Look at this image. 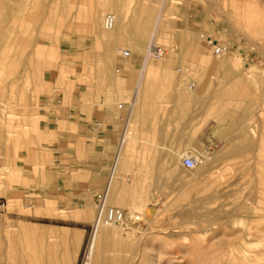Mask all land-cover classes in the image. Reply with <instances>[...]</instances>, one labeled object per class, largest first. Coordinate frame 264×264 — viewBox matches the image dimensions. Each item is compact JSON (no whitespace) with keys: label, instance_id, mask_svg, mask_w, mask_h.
I'll return each instance as SVG.
<instances>
[{"label":"rangeland","instance_id":"374dc122","mask_svg":"<svg viewBox=\"0 0 264 264\" xmlns=\"http://www.w3.org/2000/svg\"><path fill=\"white\" fill-rule=\"evenodd\" d=\"M162 3L0 0V89L6 79L18 92L0 96V264H60L66 250V264H84L94 190L85 200L73 198L85 163L65 155L56 168L49 146L60 140L51 117H58L57 130L70 134L63 141L76 142L64 143V152L84 159L78 129L84 72L89 79L91 68H101L89 64L90 55L111 39L97 34L116 30H105L102 17L128 13V26L117 36L123 43L112 54L120 48L144 55ZM160 31L156 44L166 53L149 62L156 78L145 81L157 95L137 104L164 108L162 135L147 138L141 129L153 114L137 115L141 128L128 129L108 199L139 216L133 225L141 222L144 230L135 237L121 233L126 254L137 253L136 264H264V0H167ZM206 36L228 52L215 56ZM130 96L119 101L129 105ZM199 103L210 112L198 123ZM197 125L206 128L205 144L196 143ZM183 133L186 145L179 144ZM184 153L198 156L194 169L181 165ZM65 232L73 239L68 248L51 237ZM123 242L105 248L104 264H118ZM132 263L128 256L121 264Z\"/></svg>","mask_w":264,"mask_h":264},{"label":"crops","instance_id":"0c3cea01","mask_svg":"<svg viewBox=\"0 0 264 264\" xmlns=\"http://www.w3.org/2000/svg\"><path fill=\"white\" fill-rule=\"evenodd\" d=\"M117 13L119 15H117L116 24L114 27L116 29L115 32L106 34L105 36H102L101 33L97 34L99 37H110L111 39L106 42L105 48H102L100 52L93 51L90 55L89 64L91 66L100 65L101 68H91L89 79L87 68H85L84 72L85 76L82 94L85 100V113L83 123H80L82 127L78 128L79 130H82V136L84 139V159H78L75 151L72 155L69 154L68 151L64 152V143L68 142L70 144L76 145V142H73L72 140L70 142L69 139L67 142L63 141L64 136L66 135L69 137L70 134L67 135L64 130H57L56 120L58 117L56 115L51 117V126L58 132V140H60L59 143H53L51 148L49 146V149L54 150L53 155L57 158L56 168L60 171V162L65 155L67 156L68 160H72L74 162L83 161L85 163L83 169L85 172V180L81 183L77 182L75 184L79 189V192L76 193V191H73L75 193L73 198L76 197L78 200H85L87 193H91L92 190L98 191L102 188L104 183L102 180L106 177L108 165L113 159L119 138L125 133H128L130 126L132 131H137L138 128H141L137 127L139 126V123L136 122L137 115L145 112L153 114V116L149 118V122L146 123V126L141 129L146 132V135H144L147 138L157 140V138L159 139L162 135V133H160L162 129L158 126V123L164 119L163 115L166 111H164L163 107H156V105L144 107L140 104L131 106L130 99L129 105L124 101H119L130 94L132 95L140 71L143 68V55L139 52L131 53L130 51L129 56L126 58L112 54L113 47H115V45L118 43H123V39L117 37L118 34L120 31L125 30V28L128 26V13L123 9H118ZM161 33L163 35L165 31L162 30ZM134 47L140 48L138 45H134ZM93 49L94 47L91 50ZM118 50H120V48H117V51ZM166 64H168V61ZM152 67L154 66L152 65ZM151 72L149 74L150 79H155L156 76H153ZM13 83L15 84V82L5 79L3 88L0 89L1 97L3 96L5 98H12L13 95L16 96V93L18 92L14 91L15 89H13ZM153 86V83H150V81L146 82V84L144 83L140 90V100L138 103H141V101L146 96L154 98L157 95L154 93ZM171 86L172 89H175L176 91L178 90V85L171 84ZM78 93L79 90H73L72 94L73 96L77 97ZM97 99H99V105H101V107H97ZM45 104V106H48L49 102ZM205 108L207 107L203 104L200 105V103L196 107L197 122L200 121V118L203 122L204 114L210 112ZM50 111L53 113L52 108H50ZM174 111L176 112L175 106H171L169 112L172 114ZM59 115L63 118L64 116L67 117L68 114L66 110H60ZM41 118H43V116L38 113V122ZM196 131V143L205 144L208 140V137L205 133V126L202 125L200 127V125H197ZM217 132L218 130L214 133ZM220 132H223V130ZM183 135L184 136L179 144L186 145L188 143L186 133H183ZM3 161L4 160H0V166L2 165ZM67 176L70 177V175ZM43 190L49 191V188L45 187Z\"/></svg>","mask_w":264,"mask_h":264},{"label":"bare ground","instance_id":"6f19581e","mask_svg":"<svg viewBox=\"0 0 264 264\" xmlns=\"http://www.w3.org/2000/svg\"><path fill=\"white\" fill-rule=\"evenodd\" d=\"M166 1L167 0H163V3L160 4L161 6H159V8L157 10V14H156V17H155V21L153 23V26H152L151 32H150V36H149L150 37V39L148 41L149 43L150 42H153L154 44H156V41L158 40V37L160 36L159 34H161L160 33L161 32L160 29H161V25H162V17H163L164 7L166 5ZM114 12H113V15H114L115 20H114L113 27L111 29H105L103 27L107 31L112 30L115 27L116 20H117V15H119V14L118 13L117 14L116 13L114 14ZM150 61L151 60H149L147 62H143V64H142L143 65V68L140 71V74H139L138 79H137V83L134 86L133 93H132V95L130 97V104H131V106L136 105L137 102L140 100V90H141L142 86L144 85V83H145V81L147 79V76L152 71V68H154V67H152V64L149 63ZM192 87L193 86L190 84L188 86V90H191ZM126 135L127 134L125 133L124 136H123V141L120 143L119 148L117 150V159H116L115 170H116V167H117L118 162L120 161V157H121V153H122V149H123L125 140L127 139V136ZM114 175H115V171H114ZM114 175H113V178H112L111 183H110V186H109V191H108V194H107V203H108V199L110 197V191H111V186H112V182H113V179H114ZM86 212L87 211H85V209L84 210H81L82 215H85ZM125 216L127 218L129 216L132 218L135 215H132V214H129V212L128 213L126 212L125 213ZM138 219H139V216H138ZM133 223H135L134 220L133 221H129V223H126V224H119V225L118 224H111V225H103V226L98 227L92 233V236H91V238L89 240V244H88V247H87V250H86V259H85L84 264H104V262H105V254H104L105 248L108 249L112 243H115V242H119V243L120 242H123L120 239L121 233L127 234V236H131V237L133 235H135L136 233H143V232H141V230L143 229L141 227V222L138 223V227H137V225L134 226ZM107 227H112V229L111 228H107ZM142 231H144V230H142ZM51 237H53L55 240L58 239V238L61 239L67 245V248L73 242L72 237H70L68 234H66V232H65L64 235H62V233H61V235L51 234ZM133 237H135V236H133ZM78 242H79V239H78ZM123 243L126 244V246L125 245L121 246L122 244H120V246H119V247L122 248V252L123 253L121 254V257H119V258L117 257L118 258V264H121L123 261H125V259L128 256H130V263L131 262H134V264H136L137 261H138V254L137 253H132L131 255H127L126 253L128 251L127 250V243L128 242L127 243L123 242ZM114 249H115V247H114ZM76 251H77V249H75V252ZM68 258H69V253L66 250V251H64L63 259L60 262V264H66L67 261H68ZM74 262L75 261H73L70 264H74Z\"/></svg>","mask_w":264,"mask_h":264},{"label":"built area","instance_id":"2783aa9c","mask_svg":"<svg viewBox=\"0 0 264 264\" xmlns=\"http://www.w3.org/2000/svg\"><path fill=\"white\" fill-rule=\"evenodd\" d=\"M114 15L110 12H107L102 17V25L105 29H111L114 24ZM206 43L211 48L212 53L215 56H221L228 52L229 47L224 43H219L217 40L210 36L205 37ZM165 49L161 47L158 44H154L153 42H150L143 55V62H147L149 60H158L164 57L165 55ZM119 56L121 57H128L129 56V50L127 49H120L118 51ZM56 102H59L57 100ZM122 135L117 143V146L115 148L114 156L110 164L108 165L107 174L105 177V181L103 183V186L100 190L93 192V202H94V217L92 222L90 223V233L92 236V233L100 226L103 225H111V224H126L129 223V221H136L138 220V216L135 215L134 217H126L125 212L123 209L110 206L107 203V194L109 191V186L111 183V180L114 175L115 171V165H116V159H117V150L119 148L120 143L123 141ZM181 165L187 169H194L198 163L199 158L198 156H195L191 153H184L181 155L180 158Z\"/></svg>","mask_w":264,"mask_h":264}]
</instances>
